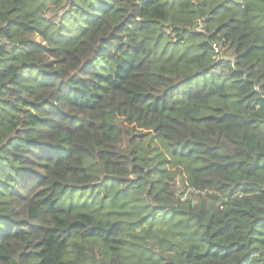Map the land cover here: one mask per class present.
I'll use <instances>...</instances> for the list:
<instances>
[{
  "label": "trees",
  "instance_id": "obj_1",
  "mask_svg": "<svg viewBox=\"0 0 264 264\" xmlns=\"http://www.w3.org/2000/svg\"><path fill=\"white\" fill-rule=\"evenodd\" d=\"M0 264H264V0H0Z\"/></svg>",
  "mask_w": 264,
  "mask_h": 264
}]
</instances>
